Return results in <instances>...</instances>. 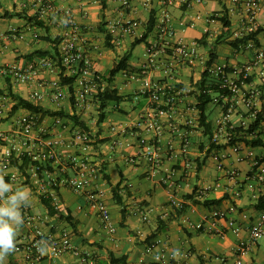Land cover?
I'll return each instance as SVG.
<instances>
[{"label": "crops", "instance_id": "1", "mask_svg": "<svg viewBox=\"0 0 264 264\" xmlns=\"http://www.w3.org/2000/svg\"><path fill=\"white\" fill-rule=\"evenodd\" d=\"M53 1L62 7L69 6L77 22L83 26L93 67L102 77L132 48L134 39L144 33L152 10H156V25L164 11L169 12L176 29L174 38H171L172 44L195 43L200 57L191 64L177 63L171 70L167 66V58L161 56L157 60V66L150 69L149 75L154 81L184 90L178 109L173 113L175 126H170L166 116L161 118L166 119L161 125L160 135L162 161L159 172L150 175L148 163L138 156V153L141 148L140 138H149L156 134L154 129L147 127V120L155 112L151 109L146 94L135 98L136 92L142 86V80L132 79L129 74L148 62L150 45L157 36V26L149 36L148 44L142 42L133 47L129 68L117 74L116 85L120 94L130 97L119 104L112 101L107 108L105 120L99 124L100 110L96 96L90 97L81 111L76 109L69 97L56 101L49 97L41 101L31 99L30 94L34 90L44 89L53 80L60 78L58 66L54 69L43 68L39 78L33 82L16 81L13 75L3 71L9 65H27L32 60L25 54L36 49H51V43L43 36L50 33L53 38L61 39L65 25L60 15L42 13L37 0H0V88L5 90L4 93L0 92V95L7 94L10 89L45 109H64L77 113L90 126L98 141L82 154L87 157L93 170L90 172L86 190L79 192L64 184L59 187L60 208L75 217L78 231H75L66 219L48 212L39 193L24 183L25 176L19 167L10 168L16 176V179L9 183L13 191L23 188L30 192L28 205L32 215L31 219L23 216V224L16 241L34 238L37 230L56 236L67 231L75 248L60 256L43 257L40 260L26 258L23 251L12 252L3 264H112V254L116 257L127 256L125 264H157V253L167 256L178 253L168 264H235L238 258L237 245L248 238L249 230L246 226L259 211L253 206L257 199L253 197L252 191L238 184L253 168L254 159L264 157V147L250 146L253 155L245 161L236 159L230 145L209 151L206 127L201 125L196 104L204 69L202 60L209 58V48L198 40L207 33L210 43L216 40L224 29L219 19L224 9L229 13L231 29L234 31L239 26L238 8L231 0H168L166 4L163 0H131L128 7L123 6L121 0H105V3L101 0ZM30 15L43 19L49 30L29 20ZM263 18L264 0L258 13L259 24H264ZM118 19L137 20L138 25L134 26L131 32L119 30L116 34L113 33L112 45L108 46L106 31L102 30L100 25L103 21L107 22L105 28L108 31L109 24ZM6 20L7 24L3 26L1 22ZM12 29H16L22 37L13 36ZM259 38L260 43L264 45V33H261ZM217 52L216 62L229 66L242 64L252 56L250 51L237 49L227 42L218 45ZM36 58L38 56L34 59ZM67 74L70 75L69 70ZM260 81L255 76L254 83L246 85V88L260 85ZM106 84L105 81L104 85ZM205 86L212 98L207 105V112L208 121L215 133L219 125L217 121L223 115L220 90L210 76ZM68 89L69 87L65 86L67 92ZM6 96L12 104L11 95ZM262 101H258L260 106ZM239 108L244 112L247 109L243 103H240ZM26 111L27 108L21 106L17 113ZM239 116L238 113H232L229 121L235 123ZM70 119L63 117L68 124L65 129L61 128L65 136L70 135L73 126ZM12 120L5 118L0 123V128H11ZM52 122L53 117L46 115L41 120V125H49ZM262 125L264 126V122ZM183 137L188 138L187 151L182 148ZM219 142L224 141L219 139ZM58 151L61 157L66 159L76 149L62 145ZM215 152L219 153L221 162L214 158ZM219 164H222L223 168H220ZM53 170L58 176L75 172L71 167L63 170L61 164H53ZM228 170L237 172V178L232 179L231 175L227 174ZM105 173L110 174L111 182L104 177ZM119 182V192L128 207L125 225L121 224L122 207L116 202L113 191ZM97 188L105 190L104 198L115 226L114 230L104 224L98 212L89 206L86 199V191ZM193 190H196L195 199L198 200L216 199L225 194L228 196L220 204L211 206L188 200L187 210L181 218L171 221L164 230L149 238L151 232L158 227V217L168 219L175 211L173 202L179 205L185 201L184 195ZM216 209L225 211L226 217L214 216ZM229 218L237 219L236 226L229 225ZM188 220L197 225L202 224V227L191 228L188 226ZM241 260L243 264L263 261L264 250L261 242L242 255Z\"/></svg>", "mask_w": 264, "mask_h": 264}, {"label": "built area", "instance_id": "2", "mask_svg": "<svg viewBox=\"0 0 264 264\" xmlns=\"http://www.w3.org/2000/svg\"><path fill=\"white\" fill-rule=\"evenodd\" d=\"M37 1L42 13L50 12L61 16L62 23L65 25V31L59 45L61 61L67 68L66 73L69 70L70 74H76L78 77L74 83V94L70 90V84H63L59 78L53 80L44 89L34 90L30 97L35 101H41L45 97L55 101L69 97L76 109L81 111L87 105L88 99L93 96L97 97L100 88L107 85H104L106 80L93 67L91 55L86 47L87 39L84 28L75 19L72 9L69 6H59L53 0ZM130 2L131 0H121L122 5L125 7H128ZM163 2L166 4L168 0H163ZM231 2L238 8L240 17L239 26L233 31L230 38H243L254 32L259 25L258 13L262 0H231ZM137 25V20L118 19L109 24L108 32L111 34H116L119 30L120 32H131L133 27ZM156 26L157 36L150 45L148 62L143 64L140 69L129 74L132 79L142 80V86L136 92L135 98L146 94L150 101V107L155 112L147 120V127L148 129H154L156 134L153 137L142 136L140 138L141 148L138 153V156L143 157L148 163L150 175L159 172L162 161L160 135L161 125L166 119L161 118L166 116L170 121V126H175L173 113L177 111L178 103L184 94L182 88H175L171 84H161L154 81L149 75L150 69L152 66H157V60L161 56L167 58V66L171 70L177 63L191 64L200 57L195 43L172 44L171 38H174L176 29L169 12L164 11ZM11 31L13 36L22 37V34H19L16 29ZM236 48L250 51L252 53L251 58L235 66L214 62L208 67L209 76L215 80L220 90V98L223 100V103H221L223 115L222 118L218 119V129L214 133V140L219 144H225L230 140V129L233 126L242 125L247 128L256 120L257 113L260 110L258 101L259 99L262 100L261 94L264 92L258 84L250 89L246 88V85L254 83L255 76L261 80V84L264 82V45L259 44L254 38H250L240 42ZM206 61L202 60L204 68ZM56 66L57 63L53 59L45 56L38 57L25 66L9 65L3 71L6 74L13 75L16 81L33 82L39 78L43 68L54 69ZM250 76L253 77V80L247 81ZM65 86L69 87V92L65 90ZM226 91H229V93H226ZM198 93H200V90ZM6 95L8 94L0 95V123L5 118H12L13 120L11 128H0V174H3L5 181L10 183L16 179L10 168L13 166L19 167L25 176L24 183L26 185L31 186L39 195L44 194L52 198L57 207H60L59 187L62 184L68 185L79 192L86 190L90 172L93 170L87 157L82 154L83 151L95 143L96 136L92 132L82 130L72 119H70L73 122L70 135L65 136L61 129L68 127L67 120H63L65 116L43 114L41 111L28 108L26 112L19 114L17 111L21 106L17 110H13L16 100L11 96L13 98L11 104ZM240 103L246 105L245 112L240 110ZM232 113L240 115L239 120L235 123L229 121V116ZM46 115L52 116L53 122L44 126L41 125V120ZM138 125H140V122ZM259 132L264 135L263 125L250 133V136ZM219 139L224 142L220 143ZM182 143L183 151H187L188 138L183 137ZM62 145L75 148L76 151L70 153L68 158L63 159L58 151ZM229 145L238 161H245L253 155L250 145H247L244 141L240 140ZM214 158L220 161L219 153L215 152ZM259 159H254L253 168L247 173L246 178L241 182L239 181L238 184L240 187L249 188L253 197L257 200L261 195H264V164L260 163ZM53 164H61L63 170L71 167L75 172L73 174L63 173L62 176H58L53 170ZM219 166L223 168L222 164H219ZM227 174L231 175L232 179L237 178V172L228 170ZM28 180L29 183H26ZM104 196L105 190L102 188L86 191L89 206L98 212L100 218L110 230H114L115 226ZM21 212L25 218H32L29 205L23 207ZM213 214L216 217H226V212L220 209H216ZM187 223L191 228L202 227V224L197 225L190 220ZM228 223L230 226H236L237 219L229 218ZM246 228L249 230V236L237 245L238 258L235 264H243L241 256L257 246L261 237L264 236V208L260 209L250 219ZM15 243L16 247L13 252L23 251L26 258L37 260L43 257L60 256L75 248L67 231L56 236L37 230L34 238L17 240ZM155 258L157 264H168L174 258V255L169 254L167 256L164 253H157Z\"/></svg>", "mask_w": 264, "mask_h": 264}, {"label": "trees", "instance_id": "3", "mask_svg": "<svg viewBox=\"0 0 264 264\" xmlns=\"http://www.w3.org/2000/svg\"><path fill=\"white\" fill-rule=\"evenodd\" d=\"M101 1L102 3H105V0H101ZM28 19L31 21H35L38 25L44 27L46 30H49V26L39 16L30 15ZM219 19L222 21L224 29L217 36L216 40L210 43L207 39L208 33L204 34V36L198 40V42L204 44L205 46L209 48V58L206 61L204 70L202 71V81L200 85V93L197 94L198 101L196 104L200 112L201 125L206 127L205 132H206V135H208V139L210 143L209 151H211L214 148L221 149L223 147H226L229 144H233L240 140L244 141L247 145H250L253 147H264V135H262L261 132H259L258 134H254L253 136H250V133H253L254 131H256V129L262 126L264 122V92H262L261 94L263 101L260 106V110L257 113V118L254 122H252L247 128L242 125L233 126L230 129V140L225 144H219L214 140V132L212 131V126L210 122L208 121L209 114L207 112V105L211 101L212 98H211L210 93L208 91H205V88L207 89L205 84L209 76L208 67L211 66L218 59V52H217L218 45L227 42L233 47H237L240 42H244L250 38H254L260 44L259 35L264 32V24H259L257 29L254 32H251L250 34L244 36L243 38H230L231 35L233 34V31L231 29L232 21L226 9H224V12L222 16L219 17ZM156 22H157L156 10H152L150 12L149 20L146 23V29L144 33L140 37H136L134 39L132 43V48L126 51L124 55L121 56L117 62H115L113 67L110 68L108 72L103 75V78L107 81V85L103 88L101 87L97 94V100L99 102V110H100L99 119H98L99 124H101L105 120L107 108L112 101H115L117 104H119L121 101L130 97L129 95L126 96V95L120 94V90L116 85L117 74L121 72L122 70H126L131 65L130 60L133 54L132 51H133L134 46L142 42H146L147 44L149 43L148 38L153 32L156 26ZM106 23L107 22L103 21L100 25V28L106 31V43L108 46H111L112 45V34L106 30L105 28ZM43 37L51 43V46H52L51 49H36L28 54H25V56L30 60H34V58L37 56L38 57L47 56L53 59L57 63V66L59 68V75H60L61 82L63 84H70V90L72 91V94H74V83L77 80L78 76L76 74L68 75L66 73L67 68L66 66L62 64V61H61L62 58H61L60 47H59L61 39L58 37L53 38L50 35V33H47V35ZM252 80H253V77L251 76L247 79V81H252ZM260 88L262 91H264V82L260 84ZM0 92L4 93L5 90L0 88ZM226 93H229V91H226ZM7 94L11 95L16 100V103L13 106V110H17L20 106H23L31 110L41 111L43 112V114H50L54 116H57V115L66 116V117L71 118L74 121V123L78 125L82 130H87L89 132H92L90 126L86 123L85 120L81 119L79 114L70 113L64 109H59V110L45 109L42 105L34 104L28 101L27 99L23 98L22 96L14 93L10 89L8 90ZM222 101H223L222 98H220V103H223ZM97 142L98 141H95V143ZM259 161L260 163H263L264 157L260 158ZM104 177L107 179L108 182H111L110 174L105 173ZM122 177H123V174H122ZM26 183H29V180ZM119 189H120V182L116 186H114L113 191H114V198L116 202L120 204L122 207L121 211H122L123 217H122L121 224L125 225L128 207H127V204H125L123 196L120 194ZM195 191L196 190H193L192 192L185 194L184 195L185 201H183L180 205H176L173 202L175 211L172 214H170L168 219H164L162 216L158 217V227L153 232H151V234L149 235V238L156 236L159 232L164 230L171 221L181 218L187 210L188 200L191 199L196 202H202L206 206H211L214 204H220L228 196L227 194H225L224 196L220 198H216V199L198 200V199H195ZM40 198L45 204V206L47 207L48 212L51 215H58L61 218L66 219L67 221H69V223H71L74 230L78 231L77 221L70 212H66V211L64 212L63 209H61L60 207H57V205L54 203L52 198L47 197L44 194H40ZM253 206L257 210L264 208V195H261ZM111 259H112L111 260L112 264H117V263L125 264L127 261V256L116 257L112 254ZM253 264H264V260L261 262L254 261Z\"/></svg>", "mask_w": 264, "mask_h": 264}, {"label": "clouds", "instance_id": "4", "mask_svg": "<svg viewBox=\"0 0 264 264\" xmlns=\"http://www.w3.org/2000/svg\"><path fill=\"white\" fill-rule=\"evenodd\" d=\"M30 192L23 188L13 191L0 174V264L15 250L16 237L23 224L21 209L28 206ZM174 257L178 253L173 254Z\"/></svg>", "mask_w": 264, "mask_h": 264}, {"label": "rangeland", "instance_id": "5", "mask_svg": "<svg viewBox=\"0 0 264 264\" xmlns=\"http://www.w3.org/2000/svg\"><path fill=\"white\" fill-rule=\"evenodd\" d=\"M263 19H264V18H263ZM1 24H2L3 26L6 25V24H7V20H6V21H2ZM9 50L12 51V49H9ZM11 51H10V52H11ZM260 242H261V244H262V248H263V250H264V236L261 237Z\"/></svg>", "mask_w": 264, "mask_h": 264}]
</instances>
